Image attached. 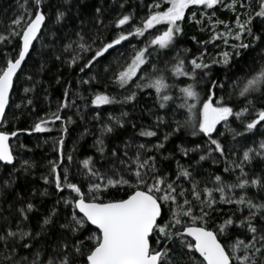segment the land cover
Here are the masks:
<instances>
[{"label": "snow or ice", "instance_id": "snow-or-ice-1", "mask_svg": "<svg viewBox=\"0 0 264 264\" xmlns=\"http://www.w3.org/2000/svg\"><path fill=\"white\" fill-rule=\"evenodd\" d=\"M64 3L70 5L71 0ZM47 7L46 0H18L17 12L4 31H0V45H14L15 52V56L5 52L4 64L0 66V124L5 121L14 80L36 51V43L55 48L53 41L66 39L61 54L70 57L65 61L69 67H78L82 73L99 69L89 79H81V83L91 85L98 82L101 73H110L114 83L128 90L126 102L135 101L137 93L129 87L134 86L141 91L155 89L161 108L169 102L175 103L177 98L169 94L174 85L167 82L165 71L173 77H187L192 83L179 89L177 109L186 110L185 118L174 119L175 127L161 142L151 148L139 144L131 157L125 145V159L118 158L122 167L105 173L95 168L92 158L82 162L83 175L88 180L86 191L83 181H73L70 167H62L65 160L70 164L73 156H65L64 139L57 140L54 150L59 153L58 160L49 162V176L44 180L54 184L58 192L69 193L61 197L64 206L70 209L65 222L60 224L63 232L55 246L37 247L33 242L53 223L56 212L45 217L40 231L34 232L23 226L34 208L27 203L18 209L21 221L15 226L0 217L4 220L0 226V264H264V200L257 202L247 195V189L252 186L264 191V169L254 178L245 170L254 160L264 161V0H255V6L253 0H152L138 22L131 12L118 15L110 25L114 29L111 39H106L99 30H85L84 21L71 36H58L48 29ZM218 9L233 13L234 21L216 17ZM94 11L99 14L101 9ZM66 15V11H58L56 22H62ZM186 16L190 23L211 32L209 39L197 41L198 44L219 47L215 42L220 41L224 50L206 60L207 48L203 47L199 56L187 62L177 51L173 57L176 62L167 67L168 62L164 61L166 69H161L158 66L161 53L175 51ZM257 19L261 24L259 32L253 28ZM205 20L208 28L204 27ZM96 22L104 24L102 19L97 18ZM137 37L144 38L140 41L142 46L131 43ZM125 42L131 48L125 62L109 60L113 53L117 57L125 55L118 48H123ZM257 49L259 52L242 74H225L223 80L213 78L214 65L229 68L244 53ZM56 59H61V55H56ZM114 63L119 65L115 70ZM68 94L65 90L57 111L36 122L33 131H49V123L63 119L60 112L69 107ZM115 102L106 92L92 94L91 104L97 107ZM112 119L123 126L121 119ZM159 120L158 117V123ZM67 122H71V117ZM184 130L192 137H201L202 143L194 148L180 145L182 155L199 152L197 164L206 160L223 162L224 172L238 171L233 182L220 174H212L210 181L197 179L196 169L179 161L175 174L161 170L157 155L148 153H159L171 136ZM63 131L67 133L66 126ZM112 131L111 125H104L102 136ZM249 134L259 135L260 139H252L242 149L230 146L237 137L246 138ZM140 135L155 137L157 132L145 129ZM15 136V131H0V162L19 171L9 143ZM97 144L103 154L104 140L99 139ZM112 155L116 156V152ZM33 166L26 160L20 165L25 171ZM11 187L12 181L5 180L0 185V195ZM237 189L241 190L239 194ZM113 190L116 193L123 190L124 194L117 196ZM220 205H234L235 211L217 223L216 216L222 211ZM233 228L237 231L233 232Z\"/></svg>", "mask_w": 264, "mask_h": 264}, {"label": "trees", "instance_id": "trees-1", "mask_svg": "<svg viewBox=\"0 0 264 264\" xmlns=\"http://www.w3.org/2000/svg\"><path fill=\"white\" fill-rule=\"evenodd\" d=\"M48 5L47 12L50 16L48 21V29L55 32L58 36H71L75 31H78L81 26V21H84L85 30H99L106 39L112 38L114 29L110 26L111 22L120 14L133 13L137 22L143 17L147 8L146 5L152 3V0H71V4H65L64 0H46ZM123 5V7H121ZM255 6V0H253ZM95 8H100L99 14L95 13ZM18 9V0H0V31H4L5 26L10 23L14 14ZM58 11H66L65 19L57 23L56 14ZM216 17L225 21H234V14L224 9L216 11ZM102 19L103 25H100L96 20ZM199 18V13H198ZM108 27H105V26ZM204 27L208 28V23L205 20ZM254 31L259 32L261 24L259 19L253 22ZM183 35L178 37L175 51L167 50L161 53L159 67L166 69L164 61L168 62L167 67L174 64L173 59L176 52H180V56L187 60L195 56H199L203 47L207 48L206 60L215 57L224 47L220 41L215 44L219 47L208 44L201 46L197 41L209 39L210 30H202L200 25L194 22H189L186 16L183 23ZM223 30V26L220 27ZM196 39L193 40L192 37ZM74 38V37H73ZM144 38H132L131 43L140 45V41ZM55 48L41 47L39 43L35 44L36 51L31 54V57L26 61L25 65L17 74V79L14 81L10 102L5 113V121L0 129L3 131L17 132V136L11 140V146L14 155L17 157L15 161L16 171L12 166L4 167L0 163V185L5 180L12 181V187L4 189L0 195V217L7 218L8 223L15 226L20 223L21 216L18 212L20 207L26 206L27 203L34 205L33 210L28 214V221L24 222L23 226L31 228L34 232L40 231L45 217L50 216L53 211L56 215L53 217V223L47 226L44 234L33 243L37 247L55 246L63 230L60 224L65 222V216L68 215L70 209L66 208L61 200V197L67 196V190L64 193L58 192L52 183H45L44 177L49 176L50 161L58 160L59 153L54 150L55 142L60 138L64 139L65 156L72 155L73 161L69 164L65 160V165L70 167L71 178L74 182L83 181L85 191L87 190L88 180L83 175L84 169L82 162L85 159L92 158L95 168L101 173L108 172L112 168H121L120 159H125V145H128V156L131 157L137 151L139 144H145L151 148L163 140L166 133L171 132L175 127L174 119L183 120L186 110L177 109L180 103L178 97L181 93L180 88L187 86L192 81L187 77H173L170 72L165 71L167 82L174 87L170 90L175 103L169 102L168 106L161 108L160 100L155 92V89L146 88L144 90H136L134 86L132 90L136 91L135 101L126 102L124 97L128 95L126 88H120L118 84L111 79V74L101 75L97 78L98 82L93 81L91 85L81 83V79L87 80L94 75L98 68L92 72L87 70L82 73L78 67H69L65 62L70 57L62 53L61 45L67 43V40L53 41ZM14 45H0V66H3L7 52L8 56H15L12 50ZM120 51L125 53L122 57H117L113 53L109 60H119L123 64L131 53V48L125 42V46L120 48ZM184 49H190L189 52H184ZM259 49L244 53L238 62L233 63L229 68H224L221 65H214L212 68V76L216 79L223 80L225 74L233 76L234 74H242V70L251 63L252 57L257 55ZM56 55H61V59L57 60ZM119 65L113 64V69H117ZM31 77V79H29ZM31 89L25 92V89ZM65 90L68 91L69 107L60 112L62 120H56L54 123H49L47 127L50 129L45 132L33 131L34 124L41 118L47 119L51 113L56 112L60 103L64 100ZM95 91H103L114 97L116 102L110 105L97 107L91 104L92 94ZM32 103L29 104L28 101ZM74 101V104L72 103ZM242 103V101H238ZM99 113V118L96 114ZM126 115H123L125 114ZM71 117V122H67V118ZM160 118L159 123L157 118ZM119 118L123 121V126L116 124ZM111 125L113 131L105 133L102 136L103 126ZM67 127V133L63 131ZM233 127H237L236 124ZM153 130L157 132L155 137L141 136L142 130ZM104 140L105 151L101 154L98 151L99 139ZM231 142V137H228ZM252 139L259 140L260 136L249 134L246 138L237 137L236 142L230 144L231 147L242 149L245 145L250 144ZM198 143H202L201 137H192L187 130L177 133L170 137L165 143L163 149L159 153L153 151L148 155H157L158 164L162 171L175 174L177 169V161L182 165H191L196 169L195 175L197 179H208L210 181L212 174L223 175L228 182H233L238 171L235 173L224 172V163H213L211 160H206L197 164L199 152H190L189 156L185 157L180 152V145L186 148H194ZM116 152V156L112 152ZM169 154H171L169 156ZM166 157V158H161ZM29 161L33 167L25 171L20 167L22 161ZM264 169V161L259 159L246 167L250 177L258 175ZM109 174H111L109 172ZM187 186V185H186ZM209 186H211L209 182ZM239 194L241 190L237 189ZM117 196H122L124 191L118 193L113 190ZM247 195L259 202L264 200V191H261L255 186L247 189ZM219 194L217 193V198ZM59 201V202H58ZM222 211L216 216L217 223L223 222L228 215L235 211L234 205H220ZM4 223L0 219V226ZM92 227V226H91ZM93 228V227H92ZM95 229V228H93ZM233 232L237 231L235 228ZM50 250V249H49ZM22 252V255H26Z\"/></svg>", "mask_w": 264, "mask_h": 264}, {"label": "water", "instance_id": "water-1", "mask_svg": "<svg viewBox=\"0 0 264 264\" xmlns=\"http://www.w3.org/2000/svg\"><path fill=\"white\" fill-rule=\"evenodd\" d=\"M14 81H15V80H14ZM11 94H12V93H11ZM11 94H10V97H11ZM7 108H8V107H7ZM7 108H6V110H7ZM6 110H5V113H6ZM1 125H2V124H0V127H1ZM0 131H3V130L0 129ZM15 137H16V136H15ZM15 137H11V139H10V141H9L10 145H11V140L14 139ZM11 147H12V146H11ZM0 163H2V162H0ZM92 227L95 228V226H92Z\"/></svg>", "mask_w": 264, "mask_h": 264}, {"label": "rangeland", "instance_id": "rangeland-1", "mask_svg": "<svg viewBox=\"0 0 264 264\" xmlns=\"http://www.w3.org/2000/svg\"><path fill=\"white\" fill-rule=\"evenodd\" d=\"M158 27H163V26H158Z\"/></svg>", "mask_w": 264, "mask_h": 264}]
</instances>
